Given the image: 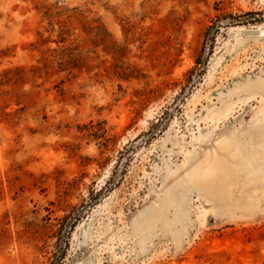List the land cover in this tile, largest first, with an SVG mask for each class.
Instances as JSON below:
<instances>
[{
	"label": "rangeland",
	"instance_id": "1",
	"mask_svg": "<svg viewBox=\"0 0 264 264\" xmlns=\"http://www.w3.org/2000/svg\"><path fill=\"white\" fill-rule=\"evenodd\" d=\"M0 264H264V0H0Z\"/></svg>",
	"mask_w": 264,
	"mask_h": 264
},
{
	"label": "water",
	"instance_id": "2",
	"mask_svg": "<svg viewBox=\"0 0 264 264\" xmlns=\"http://www.w3.org/2000/svg\"><path fill=\"white\" fill-rule=\"evenodd\" d=\"M247 19L248 18H245V19L240 18V19H237V20H233L231 17H225V18H222V19H218L210 27V29L207 32L205 43H204V47H203V52H202V55L200 57V63L203 64V62H204V59L206 57V53L209 51V48H210L211 38H212L213 34L215 33V31H217L222 25L230 24V23H233V22H242V21H245ZM196 77H197V75L192 74L190 76L189 83L193 82ZM110 184L111 183H109V186H110ZM107 187H108V185L104 186L99 192H102ZM89 203L90 202L84 203L81 209H76V211L71 216H69L67 218L66 223L64 224L63 229L61 231L60 241H59V249L61 248V245L63 244L64 239L66 238V234H67V232H68V230H69V228L71 226V223L80 215L81 211L85 207H87Z\"/></svg>",
	"mask_w": 264,
	"mask_h": 264
},
{
	"label": "trees",
	"instance_id": "3",
	"mask_svg": "<svg viewBox=\"0 0 264 264\" xmlns=\"http://www.w3.org/2000/svg\"><path fill=\"white\" fill-rule=\"evenodd\" d=\"M228 17H231L233 20H237V18L239 17V16H228ZM225 18V17H224Z\"/></svg>",
	"mask_w": 264,
	"mask_h": 264
}]
</instances>
